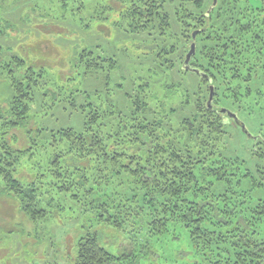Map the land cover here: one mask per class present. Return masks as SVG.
<instances>
[{
  "label": "trees",
  "instance_id": "16d2710c",
  "mask_svg": "<svg viewBox=\"0 0 264 264\" xmlns=\"http://www.w3.org/2000/svg\"><path fill=\"white\" fill-rule=\"evenodd\" d=\"M108 2L86 25V45L64 62L39 60L35 68L15 58L8 66L13 96L0 138V196L14 198L31 227L67 210L62 198L70 202L73 242L62 264H170L157 247L163 239L175 247L172 264L195 257L264 264V139L253 166L230 154L229 124H239L228 117L264 79V0ZM97 30L140 39L150 72L166 79L178 106H152L149 77L119 111L111 87L120 61L96 41ZM193 43L190 65L202 75L183 68ZM179 112L185 116L175 121ZM41 149L50 151L47 163L25 168L23 155ZM21 169L30 172L26 181L17 178L26 175ZM112 238L128 247L109 250Z\"/></svg>",
  "mask_w": 264,
  "mask_h": 264
},
{
  "label": "rangeland",
  "instance_id": "374dc122",
  "mask_svg": "<svg viewBox=\"0 0 264 264\" xmlns=\"http://www.w3.org/2000/svg\"><path fill=\"white\" fill-rule=\"evenodd\" d=\"M80 1L0 0V29L3 32L0 35V138H3L2 134L9 130L5 125L9 121L5 118L10 115L6 107L13 96L7 80L10 70L8 66H11L15 58L24 60L28 66L33 64L35 68L39 60L51 66L55 57L64 62L65 59L70 58L71 52L76 50L77 45H86L89 39L86 25L89 22H97L91 18L98 14L100 7L111 6L108 0H83L86 5L82 8ZM105 38V35L97 30L96 41L105 49L111 45V54L120 61L119 70L113 73L111 87V93L116 94L119 111H128L131 104L126 95L133 94L134 89L149 77L154 84L151 91V105L156 107L158 103H165L167 108L178 106L179 101L169 99L166 95L163 86L166 79L154 77L153 72H150L152 65L145 57V48L142 49L140 39L115 38V36ZM51 66L47 69L53 72L61 69L60 67L51 69ZM261 80L264 79L258 80L254 85L255 96L247 99L241 110L232 106L228 108V113L235 115L245 126L243 129L241 125L236 127L229 124V131L233 137L230 154L244 159L250 166L257 162L252 155L254 146L258 140L264 139V81ZM119 84L124 88L117 89L115 85ZM183 113L179 112L175 121H181L185 116V112ZM38 121L44 126L45 123L49 127L54 126L50 120L47 122L41 117ZM16 143V140L13 141V144ZM46 151L48 150L41 149L34 151V155L30 153L23 155L24 167H29L30 170L39 169L42 164L47 163L46 158L49 154L45 153ZM21 171L27 176L18 175L17 178L23 181L29 179L30 172H23L22 169ZM60 196L62 195L53 192V198L60 199ZM61 203L64 209H68L58 212V216L50 217L49 220H39L31 227L29 219L22 214L18 202L8 193H3L0 196V264H62L59 260L64 261L66 247L71 246L73 242V234L70 230L74 231V226L71 219L73 213L70 210L72 205L63 198ZM108 231L115 234L113 230ZM69 239L72 240L69 242ZM110 240L115 242L114 245L106 246L111 251L118 250L121 244L128 247L126 242L122 243L121 240L116 242L117 238ZM183 243L184 240H181L177 249L181 250ZM157 247L162 249V262L172 264L175 259L171 250L175 247L165 239L158 243ZM76 250L75 248V253ZM144 264L149 262L144 260ZM190 264H213V262L207 257H195Z\"/></svg>",
  "mask_w": 264,
  "mask_h": 264
},
{
  "label": "water",
  "instance_id": "95a60500",
  "mask_svg": "<svg viewBox=\"0 0 264 264\" xmlns=\"http://www.w3.org/2000/svg\"><path fill=\"white\" fill-rule=\"evenodd\" d=\"M217 1H218V0H214V6H216ZM195 38H196V34H194V36H193V39H195ZM195 52H196V44L193 43L192 46H191V50H190L189 54L187 55V58H186V61H185V63H184V67H183V68H184V70H186V71H190V72H193V73H197V74L202 75V73H201L199 70L193 68V67L190 65V61H191L193 55L195 54ZM213 95H214V90L212 89L211 96H210V99H209V102H208V105H209V106H212V102H213V98H214ZM228 116H229L230 118L234 119L239 125H241V127H242L243 129H245L244 124H241L235 115H232V114L228 113Z\"/></svg>",
  "mask_w": 264,
  "mask_h": 264
}]
</instances>
